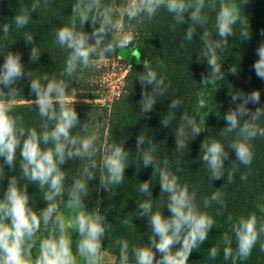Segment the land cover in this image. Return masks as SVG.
Instances as JSON below:
<instances>
[{
    "label": "clouds",
    "instance_id": "clouds-1",
    "mask_svg": "<svg viewBox=\"0 0 264 264\" xmlns=\"http://www.w3.org/2000/svg\"><path fill=\"white\" fill-rule=\"evenodd\" d=\"M245 3L247 0L242 3L237 0H72L67 22L54 30L53 42L66 54L58 73L27 70L22 54L8 50L16 43L9 39L13 25L16 30L27 28L32 13L48 11L53 0H31L30 5L17 12L11 24L0 26V48L6 49L0 64V181L7 178L0 196V264H102L103 254L107 252L103 242L112 225L107 210L95 207L87 210L85 198L90 196L89 182L96 177L100 189L116 195L130 167V150L125 149L124 139L119 142L113 139L106 145L98 143L100 130L108 121L103 111H98L94 116L88 113L89 119L81 123L75 108L76 98L68 100L73 89L70 90V85L79 83L86 71L116 55L118 49L131 45L137 29L151 23L161 10L172 18L170 31L187 24L188 43L193 41L197 28L203 29L200 36L203 48L198 58L206 62L209 71L202 74L200 85L209 88L218 84L225 79L221 54L228 48L229 38L235 36L236 26H241V38L251 39L249 21L241 8ZM212 13H215L214 22L209 29ZM86 24L91 26L90 32L85 30ZM22 38L26 46L31 45L29 61L38 62L42 52L34 34L26 31ZM179 47L183 49L184 42ZM256 54L258 59L252 67L257 78L264 81V42L257 47ZM134 55L141 57L139 51ZM142 65L143 71L135 80L142 89L140 115H147L154 110L158 98L166 95L171 82L166 83L164 61L157 59L153 64L143 59ZM229 71L237 74V68L231 67ZM25 78L35 96L32 101L39 117L36 125L26 124L24 116L14 107L15 97L21 92L17 85ZM200 96L204 97V93ZM229 96L235 107H229L223 116L226 126L219 130L218 137H207L200 144L199 161L205 166L208 180L225 181L210 195L198 197L197 190L180 178L185 150L189 152V143L206 131L201 127L206 121L198 111L180 115L173 134L176 158L171 161L158 158L152 136L144 130L137 135L136 164L140 169H152L149 179L137 183L141 199L136 202L135 218L145 220L147 240L130 246L128 240L116 239L118 264H189L191 254L208 240L215 227V217L227 210L226 193L221 189L234 183L238 173L240 181L248 180L250 172H241V167L251 168L255 157L253 142L258 137L264 138V105H260V90L248 93L238 90ZM170 101L161 119L164 128L176 120L175 110L183 105L179 98ZM249 104L260 106L253 110ZM204 107L202 98L198 108ZM101 148L103 153L98 163ZM232 152L235 160L226 167L225 161ZM69 160L81 161L71 177L63 167ZM153 176L158 177L159 193L164 195L156 206L151 187ZM29 185H34L41 194L44 207L38 208L36 203L34 206ZM61 200H66L74 213L68 218L61 213ZM213 208L214 213L209 211ZM227 221L229 228L221 234L220 241L224 261L230 264L247 261L257 245L264 252V200L254 201V210L246 214L234 217L229 213ZM219 255L220 247L213 246L208 259L215 261Z\"/></svg>",
    "mask_w": 264,
    "mask_h": 264
},
{
    "label": "trees",
    "instance_id": "trees-1",
    "mask_svg": "<svg viewBox=\"0 0 264 264\" xmlns=\"http://www.w3.org/2000/svg\"><path fill=\"white\" fill-rule=\"evenodd\" d=\"M30 2L31 0H0V26L7 22L11 24L12 18L17 12L22 7L30 5ZM237 2L242 3L243 0H237ZM71 3L72 0H53L52 7L48 11H42L40 14L32 13V21L27 28L16 30L13 25L9 39L10 42L16 41V43L11 44L8 50L22 54V62L27 70L55 71L58 73L62 69L66 54L54 44V30L62 22H67L68 15L71 13ZM241 8L249 21L251 39L241 38V26H236L235 36L229 38V46L221 54L222 71L225 73V79L219 81L218 84L211 85L209 88H203L200 85L202 74L207 75L209 71L206 62H200L198 58L203 48V41L200 39L203 29L197 28L193 41L188 43L185 40L187 24L178 26L175 31H170V25L173 23L172 18L161 10L151 23H145L135 32L134 41L137 38V42H140L146 36H150V38L145 40V44L141 48L134 49V53L137 51L141 53V57L135 55L141 58V61H133L129 64L130 67L124 77L123 86L117 95L104 105H75L81 123L89 119L88 113L94 116L98 111H103L104 119L108 121V125L100 130L99 144L106 145L111 143L113 139L116 142L124 139L125 149L130 150L128 161L130 167L126 169L124 184L116 189V195L112 196L100 189L99 178L96 177L89 182L90 196L85 198L87 207H95L101 211L107 210V219L111 222L112 227L108 232V237L104 239L103 249L117 257L116 262L110 264H118V248L114 246L116 239H126L130 246L143 244L147 240L144 233L148 231L145 220L135 218L137 215L136 202L141 199L137 190V183L149 179L152 171L151 168L140 169L136 164V137L141 131L144 130L154 138L158 158H167L171 161L176 158L173 134L179 124L180 115L184 112L194 114L198 111L206 121V125H201L202 128H206V131L191 141L189 152L185 150L183 154L181 182L186 181L191 188H195L198 197L210 195L216 188L222 187L225 183L224 179L213 182L208 180L205 166L199 161L200 144L207 137H218L219 130L226 126L223 116L229 107H235V104L230 101V92L242 90L248 93L252 90H260V105H264V81L257 78L252 67L258 59L256 49L264 42V34H262L264 33V0H247V3L242 4ZM210 15L209 29L212 28L215 13ZM85 30L90 32L91 26L86 24ZM26 31L34 34L37 47L42 52L40 60L36 63L29 61L31 45L26 46L22 38ZM181 42L185 44L183 49L179 47ZM120 50L121 48L118 49L116 55L108 59H117ZM4 54H6V49L0 48V64L3 63L2 55ZM143 59H147L153 64L157 59L164 61L167 68L166 83L171 82V87L166 95L158 98L154 110L147 115H140L139 101L142 98V89L139 81L135 80L139 72L143 71ZM231 67L237 68V74H232L229 71ZM94 70H97V67L86 71L79 83L73 82L70 85V90L72 88V90L85 88L93 84ZM17 87L21 90L18 95L27 96L30 100L35 99V96L29 91L27 78L21 80ZM150 90L149 87L148 91ZM201 92L204 93V97L200 96ZM175 98L181 99L183 105L175 110L176 120L170 124L169 128H164L161 125V119L168 110L170 100ZM202 98L205 107L200 109L198 104ZM260 105L249 104V107L254 110L256 106ZM14 107L24 116L26 124L36 125L38 123L39 117L34 109V103ZM253 144L255 157L251 168L241 167V172H250L248 180L246 182L240 181L238 173L234 183L221 189L226 193L227 210L224 211L223 215L215 217V227L208 240L191 254L189 264H230V261L223 260V248L220 243L221 234L229 228L228 214L231 213L234 217L241 213L246 214L254 210V201L257 199L264 200V138L258 137ZM102 153L103 148H101V156L97 157L98 163ZM232 160H235L234 152L230 153V159L225 161V166L230 167ZM80 163L79 160H69L63 167L69 171L71 177L72 172L76 171ZM5 171H8L7 166H5ZM8 174L14 173L9 172ZM96 174L97 176L101 174L99 168L96 170ZM157 183L158 177L153 176L151 187L155 198L154 206L164 199V195L159 193ZM6 185L7 178L0 181V196H2ZM28 191L33 197L34 206L35 203L38 208L45 206L40 200L41 194L38 193L34 185H29ZM62 201L64 200L60 201V207ZM209 211L214 213L215 208ZM165 215H168L166 210ZM125 219L128 220L127 224L124 223ZM213 246L220 247V255L215 261L208 259V252ZM238 264H264V252H261L259 245H257L250 258L247 261L238 262Z\"/></svg>",
    "mask_w": 264,
    "mask_h": 264
},
{
    "label": "rangeland",
    "instance_id": "rangeland-1",
    "mask_svg": "<svg viewBox=\"0 0 264 264\" xmlns=\"http://www.w3.org/2000/svg\"><path fill=\"white\" fill-rule=\"evenodd\" d=\"M149 38L150 36H146L141 39L140 42H137L136 38L132 46L128 45L121 48L117 59L106 58L104 61L100 62L97 65V70H94L93 73V84L85 88L71 90L68 100L71 101L76 98L75 105H104L110 101L122 88L124 77L127 75L130 67L129 64L133 61H141V58L134 55V49L141 48L145 44V40ZM85 101H92V104L86 103ZM32 103L33 101L27 98V96L17 95L15 97L14 106L30 105ZM64 201L65 206L62 212L63 215L68 218L74 213L67 208V201ZM85 206L89 211L93 209L87 207V205Z\"/></svg>",
    "mask_w": 264,
    "mask_h": 264
},
{
    "label": "crops",
    "instance_id": "crops-1",
    "mask_svg": "<svg viewBox=\"0 0 264 264\" xmlns=\"http://www.w3.org/2000/svg\"><path fill=\"white\" fill-rule=\"evenodd\" d=\"M65 201H62L61 202V213L63 214V207L65 206V203H64ZM68 208V207H67ZM69 209V208H68ZM69 210H71V209H69ZM87 210H89V209H87ZM72 211V210H71ZM104 255V259H103V261H102V264H110V263H114V262H116V259H117V257H116V255H114V254H112V253H109V252H106V253H104L103 254Z\"/></svg>",
    "mask_w": 264,
    "mask_h": 264
}]
</instances>
